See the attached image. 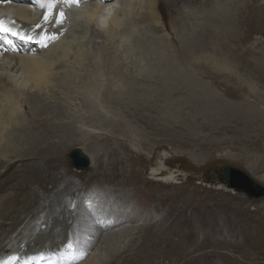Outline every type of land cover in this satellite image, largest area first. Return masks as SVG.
I'll return each mask as SVG.
<instances>
[{"label": "bare ground", "instance_id": "bare-ground-1", "mask_svg": "<svg viewBox=\"0 0 264 264\" xmlns=\"http://www.w3.org/2000/svg\"><path fill=\"white\" fill-rule=\"evenodd\" d=\"M16 1L2 0L0 16L15 18L23 25H33L39 21L36 11H32L22 2L15 3ZM82 1L78 0L80 6L74 11L82 20H78L77 23L76 19L64 20L71 22V27L79 24L78 28L83 33L71 35L70 31L65 40L50 48L46 46L45 39L43 44L47 50L38 51L39 53L27 50L25 54H15L7 52L0 46V253L13 247L19 248L20 243H25L29 249L45 244L54 246L65 243L71 232L79 239L81 246L88 250L83 256L84 260L77 264H161L162 260L159 257L164 253L165 246L153 228L159 224V219L153 215H143L137 209L132 210L125 206V209L118 210L121 218L119 226L110 229L100 228L94 222L93 217L101 206L97 207V204L92 202L90 211L79 203L80 209L73 212L72 205L74 203V207L77 205L81 197L79 194H82V190L78 189L79 186L77 187V182L64 179L60 185H55L54 182L52 186L48 187L45 180L46 172H55L60 167L59 161L66 149V143H72L80 135L84 124L80 129L78 128L80 126L77 127L78 132L76 128L66 126L67 122L72 119H79L82 123L87 121L88 117L90 119L97 117L99 120H96L97 122L110 127L109 132L107 131L108 139H114L115 144L122 151L114 149L111 152L110 149L106 167H102L103 163H97L98 159L94 161L93 157L88 155L91 158L92 169H96L98 182L107 181L106 183H114L116 186L123 185L125 180L133 184L136 183V177H132L133 174H131L133 172L125 169L134 164L133 157L139 159L138 161L144 158L140 149L133 147L134 139L147 148L153 147L157 140L163 142L167 139L182 142L185 146L190 145L185 141V135H194L199 132L192 128L193 122L190 121H193L194 116H203L206 113L224 116V119L228 121L230 120L226 116H231L233 120L240 122L238 124H241L242 127L246 124L242 118L253 122L252 118L257 116V111V114L252 109L244 110L245 113L239 112L240 110H233L229 113L230 111H226L223 104L221 105L222 102L220 103L215 96L204 97L194 91L193 85L192 93L187 96L192 99L195 106H199L192 108L195 111L192 119L183 116L182 105H175L174 94L182 93V90L185 89L187 91L191 83L196 86L199 84L196 75L198 71L202 70L204 62L209 59L208 57L214 58L215 63L221 60L220 64L229 60L228 57L220 58V55L216 57V52H223L219 50V47L225 39L227 47L230 46V41L234 38L232 30L237 26L233 14L235 7L232 6L229 9L221 8L219 5H210L206 8L204 3L206 0H196L198 6V12H196L193 11L195 8H188L191 7L188 0H121L109 27L100 30L94 23L89 22L87 14L97 5L104 7L112 3L118 4V0L103 1V3L101 0H89V5H84ZM165 6L169 10L168 14L162 9ZM194 7L196 6L194 5ZM174 12L175 17L173 18ZM199 16L203 18L202 21L196 20ZM47 17L44 19L45 25L53 30L52 18L54 15ZM130 24H143V27L137 26V29L133 31L137 34H134L129 32ZM160 29H165L169 34L158 33L156 35L155 32ZM98 37L102 41L100 39L97 41ZM130 46L133 47V50ZM145 47L146 53L143 52ZM210 47L211 49L207 51L206 48ZM117 50H121L122 56L119 58L113 56L114 53L120 52ZM95 51L101 53V59L91 57V53ZM143 53L150 57L145 60L147 69L144 71L141 68V59L145 58ZM71 60L76 63L74 64ZM16 68H18L17 71ZM242 77L239 80H242ZM55 88L76 91L75 94L85 93L94 100L82 99L85 100L84 105L81 103L82 108L76 111H69L64 107L61 109L58 107L59 110L55 106L51 107L50 103L51 110L57 109L55 116L60 113L59 118H61V115L68 114L61 120L65 124L59 125L54 122H59V118L53 120L52 115L49 116L52 113L51 110H46L45 107L44 110L40 109L43 107L41 103L44 102L45 95L52 96L58 93ZM62 92L58 94H64ZM67 93L71 92H66L65 95ZM27 95L36 99L37 107L41 105L38 109L41 112L31 114L32 120L23 119L20 121L18 117L24 118V116L21 112L22 105H18V100ZM60 96L58 97L61 98L62 96ZM78 96L80 97V95ZM83 97L81 96V98ZM188 97L185 103L186 101L191 102ZM55 99L58 100V98ZM20 101L19 103H22ZM13 103L14 107H12ZM117 105L120 108L117 107L115 110L114 106ZM154 108L159 110L160 117L158 118L160 120L157 122L154 121L155 115L152 114ZM117 109L123 110L119 112ZM143 117L145 120L140 125L141 129H127L136 127L138 118L140 120ZM196 123L198 122L196 121ZM89 124L96 126L93 121ZM178 125L184 126L185 129H178ZM245 126L247 127V124ZM102 128L105 129L104 126ZM152 128H154L153 131ZM182 131L188 132L183 133ZM64 132L65 134L62 136ZM123 148L129 151L132 164L128 158L123 156L124 154L119 155L123 153ZM199 149H201L199 146L192 147L193 153ZM133 152L135 156H133ZM125 154L128 155V153ZM36 158L40 160L27 161V159ZM45 159H47L46 162ZM21 160L27 162L24 163ZM18 161H21V167H17ZM160 161L153 167L152 172V175L158 179H152L162 180L165 184L172 183L173 177L176 176L175 172L171 169L169 171ZM114 165L119 168L118 172L114 171L116 175L107 171L115 168ZM77 172L82 171L77 170ZM260 177L263 178V175ZM56 178L63 179V176ZM144 180L149 181L148 178ZM232 182L240 184L238 180H232ZM252 187L251 194L245 192L248 196L256 197L264 194V188ZM117 191L118 193L114 194H118L117 197L119 196L120 199L121 196L130 195L122 189ZM67 195H75L76 200ZM135 197L138 196L135 195ZM88 200L90 199L84 198L82 202ZM198 210L202 209L199 207ZM127 215L129 216L126 219ZM128 221L136 223H126ZM136 230L137 240L132 239L130 241L133 244L130 242L126 247L118 249L119 244L123 242L122 239L129 232ZM89 236L94 239L88 238ZM166 242L172 243L171 241ZM166 248L172 249L169 245ZM262 253L264 254V252ZM198 256L203 259L204 264H243L234 257L226 256L221 251H201ZM225 258H228L226 263L224 262ZM245 258L249 257L245 256ZM196 260L197 258H194L191 261L195 262Z\"/></svg>", "mask_w": 264, "mask_h": 264}, {"label": "rangeland", "instance_id": "rangeland-1", "mask_svg": "<svg viewBox=\"0 0 264 264\" xmlns=\"http://www.w3.org/2000/svg\"><path fill=\"white\" fill-rule=\"evenodd\" d=\"M188 1L190 2L189 5H191V7L189 6L188 8H195L193 11L198 12L196 0ZM120 2L121 0L117 1L118 5L121 4ZM204 3L206 8L210 5H219L221 8L227 7L229 9L232 6L235 7L233 14L236 19L235 25L237 26H235L236 28L233 27L232 30V37L234 38L230 41V46H227L228 48L226 47L227 43L225 39L219 47V50L223 52H216V57L220 55V58L228 57L229 60L225 63L222 61L224 64L219 63L221 60L216 61L219 63L218 64L215 63L214 58L208 57L210 60L207 59V61H209L208 63L207 61L204 62V64L206 63V65L203 64L204 69L202 68L201 71L197 72L196 79L199 84L196 86L191 83L187 91H185V89L184 91L182 90V93L174 94L176 97H174L175 105H182L183 116L192 119L195 113L192 108L199 106H195L192 99L188 97L194 89V91H197L204 97L208 95L209 97L215 96L220 103L222 102L221 105L223 104L226 111H230L229 113L233 110H240L239 112L241 113H245L247 109L255 110L254 113L257 111V116L252 118L253 122L242 118L247 124V127L245 124L244 128L241 124H238L240 122H236L231 116H226L230 121L224 119V116H217L214 113H206L203 116L198 115V118L194 116L192 119L193 121L190 122H193L191 124L193 126L192 128L195 130L197 129L199 132L194 135H185V141L192 147H194V145L201 147V149L197 150L195 153H193L190 145L185 146L179 141H169L167 139L163 142H159V140H157V143H155L153 147L147 148L133 138V147L135 149H140L144 154V158L138 161L139 159L133 157L134 164L129 166L130 168L127 166L125 169L133 172L131 174H133L132 177H136V183L133 184L125 180L123 185L116 186L114 183H106L107 181L104 183L98 182V178H96V169L93 170V166L83 171V173L77 172L72 166L71 159L69 158V153L72 149L81 147L87 154L93 157L94 161L98 159L97 163H103L104 165L102 167H106V162L109 158V150L111 149V152L114 149L122 151V149L115 144L114 139H108L109 135L107 134L110 127L106 124L101 125L100 122H97L99 121L97 117L94 119L88 117L87 121L82 123H80L79 119H75L77 122L72 119L70 122H67L66 126H71V128L76 129L80 126L78 127L80 129L84 124L80 135L77 139L75 138L76 140L74 139L72 143H66V149L62 156L63 159L61 157L59 161L60 167L56 169L55 172H46L47 177L45 180L49 187V185L52 186L54 182L58 180V178H56L57 176H63L62 182L64 179L77 182V187L79 186L78 189L82 190V194H88L91 197L96 196L102 199L106 210L112 208V205L116 206L117 210L125 209L126 206L132 208V210L137 209L143 215H153L159 219V224L153 228L156 230L159 240L162 241L165 246L164 253L159 257L162 260L161 264H204L203 259L198 256V253L207 250L221 251L224 252L226 256L231 254V257L236 258L243 264H264V254L262 253L264 252V194L250 197L240 189L228 187V181L219 178V172H221L224 166L230 165L246 171L252 178L264 184V0H206ZM194 5L196 7H194ZM162 9L165 10L163 11L166 12V14L169 13L166 6L162 7ZM75 10L76 9H74L72 5L71 10L64 14L70 16L76 15L77 13L74 12ZM174 17L175 12L173 14V18ZM164 18L166 19V15ZM196 20L202 21L203 18L199 16ZM137 26L143 27V24H130L129 32L136 30ZM133 33L137 34L136 32ZM155 33L156 35H158V33H164L163 35L169 34L165 29H160ZM99 39L102 41L101 38H96L97 41H99ZM130 48L133 50L132 46H130ZM210 49L211 47L208 49L206 48L207 51ZM117 51L120 52L114 53L113 56L119 58L122 56L121 50ZM145 51L146 47L143 52L146 53ZM232 56L233 58H231ZM91 57L100 58L102 56L99 51H95L91 53ZM144 57L146 59H141L142 71L147 69L145 68L147 67V61L145 60L150 58L145 55ZM71 61L73 62V60ZM73 63L75 64L76 62ZM17 70L18 68H16V71ZM241 76H243L242 80H239ZM194 86H196L197 89H195L196 87ZM55 89L58 90V93L63 91L62 93L64 94H60L62 97L55 92L56 95H45V100L41 103L43 106L42 108H40L41 105L37 107L38 104L35 102L36 99L34 97L28 95L26 97H20L18 105H22L21 112L24 118L18 117L19 120H32V115L38 111L41 112V110H38L39 108L43 109L45 107L46 110H51L50 103L52 104L51 107L55 106L57 109L64 107V109L69 111H76L81 109L85 100L91 97L81 92L76 93V95V91L72 92L64 89ZM66 92H71L72 94L67 93V95H65ZM78 95H80V97ZM58 96L64 101L62 102V99ZM81 96L84 97L81 98ZM186 96L191 102L186 101L185 103L187 99ZM52 98H58V100H60L56 101V99L53 100ZM40 99H42V97H40ZM178 99H182L183 101ZM90 100L94 99L91 98ZM19 101L22 103H19ZM66 105L67 107L69 106V108H67ZM14 106L13 103L12 107ZM251 106L252 108H250ZM70 107L73 108V110H70ZM114 107L115 110L117 107L120 108L118 105ZM46 110L45 112H47ZM56 110H51L52 113L49 114V116L52 115L51 117L53 120H58L59 118L60 113L55 116ZM117 110L121 112L123 109ZM106 111L109 112V110ZM106 111H104L105 114ZM158 111V109L154 108L152 112V114L155 115V122L160 120L158 118L160 117ZM108 112L107 114H109ZM67 115H61V118L58 120L59 122H54L59 125H64L65 122L61 120ZM195 119L198 123H196ZM144 120V117L140 120L138 118V122L136 121L135 124L136 127H128L127 129H141L140 125L144 123ZM88 121L90 123L93 121L96 126H91ZM99 124L100 127L98 126ZM101 126H104L105 129ZM198 126L201 128L199 129ZM177 128L185 129V127L181 125H178ZM79 129H77L78 132ZM102 130L106 131L103 132ZM151 130L153 131L154 128ZM182 132L186 133L188 131ZM64 134L65 132L62 133V136ZM74 135L76 137V134ZM125 153H128L129 157ZM119 155L128 158L132 164L130 159L131 155L125 148H123V153ZM133 156H135L134 152ZM28 160L40 159H27V161ZM22 161L24 163L27 162L26 160ZM46 161L47 159H45V162ZM159 161L160 163H164L163 166L168 168L169 171L171 169L175 172L176 176L175 178L173 177L172 183L165 184L162 180L155 181L152 179H158L152 175V172L153 167L159 164ZM20 164L21 161H18L17 167H19ZM118 170L119 168L115 166V168L108 169L107 171H111L112 175H116L114 171L118 172ZM262 175L263 178L260 177ZM145 178H148L149 181L144 180ZM59 182L60 181H58V183ZM121 189L128 192L130 195L121 196L122 198L120 199L119 196L117 197L118 194L114 193H118L117 190ZM82 194L80 193L79 195L81 196ZM135 195L138 197H135ZM67 196H71L72 199L76 200L75 195ZM90 201L94 202L93 199H90ZM96 204L97 207L101 206L100 201L96 202ZM74 205L75 203L72 205L73 208ZM199 207L202 209L201 211L198 210ZM74 211L77 212L78 210L76 209L73 210V212ZM128 216L129 215L125 216V218L127 219ZM137 219L138 217L136 216V220ZM126 223L133 224L136 222L128 221ZM136 232L137 230L129 232L127 236L122 239L123 242L120 244L118 243V249L126 247L130 242L133 244L130 240H137ZM166 241H171L172 243L169 244ZM167 245L172 247V249L166 248ZM245 256L249 258H245ZM194 258H197V260L192 262L191 260ZM227 260L228 258H225L224 262L226 263Z\"/></svg>", "mask_w": 264, "mask_h": 264}, {"label": "water", "instance_id": "water-1", "mask_svg": "<svg viewBox=\"0 0 264 264\" xmlns=\"http://www.w3.org/2000/svg\"><path fill=\"white\" fill-rule=\"evenodd\" d=\"M69 158L71 159L72 166L76 169L87 170L90 166L89 156L80 147L71 150L69 153ZM219 175L222 176H219L222 179L224 177L225 179L227 178L226 180L228 181L230 187L240 189L244 192H247V194H251L250 189L253 188L252 186H257L261 189L264 188L263 184L252 178L246 171L237 167L226 165L221 170V172H219ZM232 180H238L240 184L234 183Z\"/></svg>", "mask_w": 264, "mask_h": 264}, {"label": "clouds", "instance_id": "clouds-1", "mask_svg": "<svg viewBox=\"0 0 264 264\" xmlns=\"http://www.w3.org/2000/svg\"><path fill=\"white\" fill-rule=\"evenodd\" d=\"M101 3H103V0H101ZM119 7V5L118 4H115V3H112V4H109V5H107V6H104V7H101L100 5H97V7L96 8H94L90 13H88L87 15H88V18H89V22L90 23H94L95 24V26L98 28V29H100V30H105V29H107L108 27H109V25H110V22H111V20H112V17H113V15H114V12H115V10L117 9ZM81 148V147H80ZM81 149H83V148H81ZM22 161V160H21ZM58 181H60L59 179L55 182V185L56 184H58V185H60L61 184V182H59L58 183ZM81 197H83V194L81 195ZM83 206H86L85 205V203H81ZM80 207L81 206H79V209H80ZM86 208H87V210H90L91 211V208L90 207H88V206H86ZM99 214V212H96L95 214H94V222H96V218H97V215ZM99 226V225H98ZM100 227V226H99ZM113 227H115V226H112V227H110V228H113ZM100 228H103V227H100ZM109 228V229H110ZM70 232V231H69ZM69 238H72V240H73V243H74V247L75 248H78V241H79V239L77 238V237H75L71 232H70V237ZM68 238V239H69ZM88 238H91V239H94V237H88ZM67 239V240H68ZM67 240H66V242H67ZM65 242V243H66ZM65 243H60V244H65ZM79 243H80V241H79ZM60 244H58V245H60ZM58 245H54V246H52V245H48V244H45L44 246H38V247H36V248H33V249H30V250H37V249H41V248H43V249H49V248H51V247H55V246H58ZM80 245H81V243H80ZM21 247H27L26 245H25V243H20V247L19 248H21ZM28 248V247H27ZM29 249V248H28ZM82 260H84V259H82ZM82 260H80V261H77V262H75V263H73V264H77V263H79V262H81Z\"/></svg>", "mask_w": 264, "mask_h": 264}, {"label": "snow or ice", "instance_id": "snow-or-ice-1", "mask_svg": "<svg viewBox=\"0 0 264 264\" xmlns=\"http://www.w3.org/2000/svg\"><path fill=\"white\" fill-rule=\"evenodd\" d=\"M60 15H61V17H63V13H62V12L60 13ZM47 18H48V17L45 16V19H47ZM0 31H3V32H12V29L9 28V27L4 26L3 23L0 22ZM12 34H13V35H19L18 33H15V32H12ZM20 38H21V39H30V37H23V36H21ZM68 247L71 248L72 245L69 244Z\"/></svg>", "mask_w": 264, "mask_h": 264}]
</instances>
